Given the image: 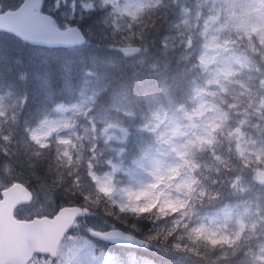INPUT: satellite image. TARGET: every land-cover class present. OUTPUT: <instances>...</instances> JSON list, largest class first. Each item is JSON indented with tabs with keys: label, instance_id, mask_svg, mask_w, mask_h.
Wrapping results in <instances>:
<instances>
[{
	"label": "clouds",
	"instance_id": "9594fccd",
	"mask_svg": "<svg viewBox=\"0 0 264 264\" xmlns=\"http://www.w3.org/2000/svg\"><path fill=\"white\" fill-rule=\"evenodd\" d=\"M52 11L117 55L39 91L0 79V174L54 209L0 222V264H94L101 240L134 245L136 264H264V0Z\"/></svg>",
	"mask_w": 264,
	"mask_h": 264
},
{
	"label": "rangeland",
	"instance_id": "374dc122",
	"mask_svg": "<svg viewBox=\"0 0 264 264\" xmlns=\"http://www.w3.org/2000/svg\"><path fill=\"white\" fill-rule=\"evenodd\" d=\"M54 8V0L47 1V9L53 12L54 17L60 24L67 21V16L61 17L58 12L52 11ZM1 10V9H0ZM61 10L67 11V5L61 4ZM94 17L90 19H85L81 24L83 28L88 27L94 21ZM11 35H5V37L0 36V79L8 80L13 82L18 87H30L39 91V88L47 83L46 78H50L53 82L59 83L65 78H71L74 81H79L81 75H78L77 69L70 67L68 70L64 64H58L63 69L61 71L58 67L56 69L52 66L53 60L45 57L43 52L32 51L23 42H18ZM92 45V44H91ZM93 46H95L93 44ZM95 54H103V58L98 61L97 65L94 67L97 70L103 69L109 59L115 58L116 53L109 52L104 48L94 47L91 51L87 53L89 56V61L95 57ZM51 56V55H50ZM80 58L82 55L79 56ZM59 63V62H58ZM44 72V73H43ZM12 184L8 177L0 174V189ZM39 201L31 205L24 206L20 210V213L24 217H28L36 213L37 211L43 213H51L54 209L50 206H45L42 209H37L36 205ZM100 250V249H99ZM126 264H136L137 253L126 254L123 257ZM94 264H125L123 261L117 259L109 252L100 250L93 257Z\"/></svg>",
	"mask_w": 264,
	"mask_h": 264
},
{
	"label": "water",
	"instance_id": "95a60500",
	"mask_svg": "<svg viewBox=\"0 0 264 264\" xmlns=\"http://www.w3.org/2000/svg\"><path fill=\"white\" fill-rule=\"evenodd\" d=\"M42 0H25L17 10L0 14V31L10 32L24 41L49 47H71L84 44L79 31L72 28L70 31L59 30L52 17L41 12ZM3 200H0V222L5 218L14 219L15 208L29 199V192L21 185L15 184L3 191ZM75 209L67 208L61 213L65 220H69ZM49 240H54L61 228V222L57 220L43 219L39 221ZM120 244L119 242H111ZM134 246V245H124ZM135 247V246H134Z\"/></svg>",
	"mask_w": 264,
	"mask_h": 264
},
{
	"label": "trees",
	"instance_id": "16d2710c",
	"mask_svg": "<svg viewBox=\"0 0 264 264\" xmlns=\"http://www.w3.org/2000/svg\"><path fill=\"white\" fill-rule=\"evenodd\" d=\"M19 1H21V0H18L17 2H13L12 0H0V6L4 9L5 8L6 9L15 8L18 5ZM80 26H81V24H80ZM33 50L43 52L45 57H48L49 59H52V60L55 59L56 61L53 60L54 63H52V66L55 69H56V67H58L61 71H63L62 70L63 68L60 65H58L61 63V64H64L68 70H70V67H72V69H74V67H75L77 69V73L82 72V70L85 68H94V65H97L98 61H100L103 58V54H95V57L93 58V60L91 61V64H90L88 55H85V57H81V58L76 56V55H72V54H68V53H65V55L57 56V55H52V54L57 53V52H61L64 54L65 51L39 50L36 48H33ZM92 64H94V65H92ZM133 87H135V86H133ZM46 165H47V161L38 163L37 167L34 169V171L38 177H40V178L46 177ZM38 183H39V180L33 178L31 180L30 187L35 188V186ZM110 249L114 253H119L122 250V249H118V248H114V247H110ZM126 250H129V249H126ZM143 254L144 253H140L139 255H143Z\"/></svg>",
	"mask_w": 264,
	"mask_h": 264
},
{
	"label": "bare ground",
	"instance_id": "6f19581e",
	"mask_svg": "<svg viewBox=\"0 0 264 264\" xmlns=\"http://www.w3.org/2000/svg\"><path fill=\"white\" fill-rule=\"evenodd\" d=\"M13 2H17L18 0H12Z\"/></svg>",
	"mask_w": 264,
	"mask_h": 264
}]
</instances>
